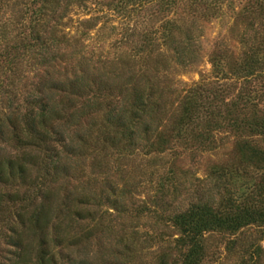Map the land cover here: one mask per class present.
<instances>
[{"label":"trees","instance_id":"1","mask_svg":"<svg viewBox=\"0 0 264 264\" xmlns=\"http://www.w3.org/2000/svg\"><path fill=\"white\" fill-rule=\"evenodd\" d=\"M84 1L31 0L15 10L11 0H0V69L8 70L0 79V222L8 221L6 238L12 247L0 264H136L137 239L101 246L113 229L101 207L128 211L123 196L129 191L113 198L115 191H93L91 179L72 189L56 183L76 176L79 161L91 151L159 155L176 144L212 149V137L221 130L232 134L234 152L250 170L243 171L250 178L246 193L229 194L228 174L217 171L211 185L186 207L171 202L168 209L156 199L146 212L176 233L150 264H207L213 256L207 245L211 234L227 237L229 250L242 242L240 264H264V35L257 31V41L232 63L238 87L198 82L178 91L169 77L172 64L183 63L194 50L187 36L167 52L178 25L164 15L182 0H111L123 16L151 2L160 16L154 31L142 34L138 65L130 60L88 65L73 62L74 55L65 59L60 44L66 47L68 40L59 28L64 13L56 8ZM185 1L193 10H216L213 4L219 0ZM244 6L250 15L262 12ZM157 40L161 44L155 45ZM211 62L220 66L216 58ZM27 66L44 69V74L20 98L10 88ZM246 231L255 238L246 241L247 236L241 237Z\"/></svg>","mask_w":264,"mask_h":264},{"label":"rangeland","instance_id":"2","mask_svg":"<svg viewBox=\"0 0 264 264\" xmlns=\"http://www.w3.org/2000/svg\"><path fill=\"white\" fill-rule=\"evenodd\" d=\"M30 1L11 0V4L15 10H19ZM257 1L219 0L213 4L217 7L216 10L208 7H197L193 10L188 8V1L182 0L176 8L164 15L176 20L178 25L167 52L171 51V47L173 50L178 41L187 36L190 38L188 43L194 50V56L186 58L178 66L172 64L169 77L173 89L179 91L198 82L216 88L222 83H236L239 86L240 79L230 72L232 63L257 41V31L264 35V0L258 1V5ZM246 2L248 5H255V8L260 7V10L262 8V12L258 11L256 16L250 15L241 8ZM62 6L63 3L56 11L64 13L59 28L68 40L66 47L63 43L60 44L67 52L65 59L68 60L74 55V60L71 57L73 62L83 60L88 65H100L110 61L121 63V60H130L138 65L143 56L140 53L144 30L154 31L160 23V16L156 13L153 2L144 7L143 11L131 13L130 16L115 12L111 0L71 2L66 9ZM0 13H3L2 6ZM155 43L161 44V41L157 40ZM215 58L220 60L221 67L212 64L211 61ZM57 62L61 65L64 59ZM25 69L20 80L13 79H16L13 88L9 86L20 98L44 74V69L36 70L28 66ZM6 76L8 70L4 67L0 69V79ZM97 134L98 130H94V135ZM212 140V149L184 148L176 144L159 155L152 151L145 154L140 150L127 155L112 149L91 151L79 161V172L77 171L76 176L68 180V183L64 178L59 180L56 187L66 185L68 189H72L79 182L91 179L92 189L96 193L115 191L116 194L112 196L114 198L122 190L126 193L129 191V194L123 196V204L128 211L125 212L122 208L116 211L111 209L112 206L101 207L100 211H105V219L110 221L113 228L110 239L102 240L101 246L115 247L121 238L137 239L133 253L135 263L150 264L158 251L171 245L176 233L165 221H160L146 212L147 207H154L156 199L165 201L168 206L164 207L167 206L168 209H171V202L173 206L179 204L182 208L186 207L193 196L211 185L212 177L217 171L228 174L224 181L229 194L241 197L240 195L246 193L250 178L243 171L248 174L250 170L244 168L234 152V137L221 130L215 132ZM76 177L78 178L75 179ZM161 187L164 188L163 192L160 191ZM212 193H216V190L213 189ZM215 197L217 200L219 196L215 194ZM0 226V260H3L10 256L12 247L7 244L6 238L9 232L8 221L0 222ZM252 232L246 231L241 237L247 236L246 241H251L256 235ZM226 241L227 237L220 234L209 235L207 245L213 256L207 264H240L242 242H239L236 249L229 250ZM92 249H96L95 244H92Z\"/></svg>","mask_w":264,"mask_h":264}]
</instances>
